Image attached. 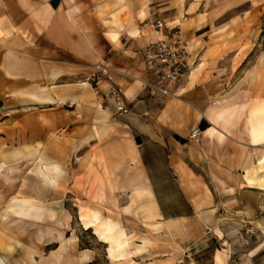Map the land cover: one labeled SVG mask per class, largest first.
Returning <instances> with one entry per match:
<instances>
[{
	"label": "rangeland",
	"instance_id": "obj_1",
	"mask_svg": "<svg viewBox=\"0 0 264 264\" xmlns=\"http://www.w3.org/2000/svg\"><path fill=\"white\" fill-rule=\"evenodd\" d=\"M139 4L147 13L155 9L164 19L165 38L181 28L182 39L191 52L181 82L186 81L190 70L206 66L205 60L200 59L205 46H212L214 55L219 56L233 50V78L225 83L223 68L229 64L214 63V81L209 79L208 84H203L209 92L205 96L206 107L239 93H247L249 106L264 99V0H139ZM3 56L4 49L0 48V211L15 217L10 205L24 199L35 208L24 230L6 229L0 219V258L4 264L49 261L61 243L47 245L36 239L37 228L47 226L56 233L64 232L71 258L75 259L84 249L90 250L92 258L86 264H145L150 260L162 264H207L212 251L230 248L235 260L264 245V235L258 229L264 221V206L260 205L255 217L249 211L247 221L239 218L244 203L251 210L257 201L264 204V183L254 177L263 173L257 164L264 154V145L241 152L247 161L245 173L232 177L222 171V144L219 149H212L204 143L202 154L188 162L194 173L187 177L204 188L196 190L199 204L204 206L197 220L159 223L155 217H141L136 210L142 206H132L137 201L135 195L129 200L126 192L105 189L109 180L95 165L93 123L97 115L83 111L79 101L70 105L79 94L70 102L64 99L63 90L70 82L86 81L90 88L98 87L87 81L89 70L81 79H62L55 78L47 65L26 63L21 64L24 70L17 73L13 70L15 64L5 62ZM258 68L261 74L256 79L254 70ZM9 69L16 74H10ZM41 90L50 92L54 102L38 103L31 93ZM78 91L81 93L84 88ZM247 115L248 110L241 118L244 128ZM202 122L208 124L206 120ZM231 152L239 155L237 149ZM45 163L59 167L56 185L43 175ZM206 184L216 189L214 208H207ZM240 186L246 190H240ZM94 215L98 217L97 225L87 228L84 220ZM136 216L143 218L144 223ZM103 225L125 230L123 240L129 250L125 259L111 251V238L100 239L96 228L106 232ZM213 225L218 237L213 235Z\"/></svg>",
	"mask_w": 264,
	"mask_h": 264
},
{
	"label": "crops",
	"instance_id": "obj_2",
	"mask_svg": "<svg viewBox=\"0 0 264 264\" xmlns=\"http://www.w3.org/2000/svg\"><path fill=\"white\" fill-rule=\"evenodd\" d=\"M116 1L60 0L53 7L51 0H0V48L4 49V61L14 63L17 73L24 70L21 64L36 63L40 67L47 65L55 78L72 80L83 78L82 74L99 62L122 71L96 88L81 81L70 82L63 90L66 102L79 94L70 105L79 101L83 111L97 115L93 123L95 165L109 180L105 189L126 192L129 200L135 195L137 201L132 206H142L136 210L141 217L146 214L145 206L153 201L157 213L154 219L159 223L195 221L204 209L196 190L204 188L187 177L194 173L188 162L202 154L204 138L202 135L193 139L190 134L203 120L208 122L204 132L213 127L205 116V96L209 92L203 84H208L209 79L214 81V63L229 64L223 68L225 83L233 78V50L219 56L214 55L212 46H205L200 59L205 60L206 66L197 67L194 78L187 74L173 97L151 93L142 85L150 78L144 50L151 42L165 38L163 27L154 24L160 15L151 8L142 19L139 0H124V8ZM110 84L120 85L125 111L118 110L116 99L107 93ZM82 88L84 91L79 93ZM231 131L219 126L215 141L206 144L212 149H219L222 144L223 174L234 177L245 173L247 161L241 152L262 144L252 142L243 120ZM137 137L141 143L136 142ZM234 149L239 151L238 156L231 152ZM205 189L207 208H214L216 189L208 184ZM241 189L246 190L240 186ZM260 205L264 206L257 201L251 210L244 203L239 218L247 221L249 211L255 217ZM139 216L136 217L140 223H144ZM255 220L259 223V219ZM260 223L258 229L264 235V221ZM214 226L211 230L218 237ZM232 255L230 248L212 251L207 264H264V245L242 259L233 260Z\"/></svg>",
	"mask_w": 264,
	"mask_h": 264
},
{
	"label": "bare ground",
	"instance_id": "obj_3",
	"mask_svg": "<svg viewBox=\"0 0 264 264\" xmlns=\"http://www.w3.org/2000/svg\"><path fill=\"white\" fill-rule=\"evenodd\" d=\"M149 1V0H145ZM117 4L120 8L126 7L124 0H117ZM139 16L142 19H145L147 12L144 8L139 10ZM179 22V16L176 17ZM11 69V68H10ZM8 70L10 74H16L11 70ZM189 74L194 78V70H190ZM259 68L255 72V77L258 79L260 77ZM84 81L82 84H85ZM31 95L38 101V103L48 104L53 103L55 98L47 90H41L39 93L32 92ZM248 110L247 122L245 125V132L250 136L252 142L257 144L264 145V99L256 101L255 103L249 106L247 93L234 94L228 98L218 100L216 103L211 104L206 109V119L213 125L210 129L204 132L202 130L204 143L208 141H215V136L217 135V128L222 127L228 132H232L231 129L235 126L242 118L243 112ZM217 137V136H216ZM258 168L263 169V173L258 176L255 175V179L259 183H264V154L258 160ZM60 169L56 165L45 163L42 169L43 175L47 181L53 185L58 183V173ZM139 193V191H137ZM11 211L15 217L10 216L8 213H3L0 211V219L3 221V225L6 229H19L24 230L25 224H27L28 216L34 211V205L28 200L17 201L14 200L10 205ZM145 212L148 217H155L157 213L155 212V204L153 201L149 203L148 206H145ZM98 217L96 215L92 216L88 220H84L85 226L87 228H92L97 225ZM33 224V223H32ZM106 228L107 231H100L96 228V231L99 234V237L103 241H107L108 238L113 240L111 251H117V255L125 259L128 255V249L124 245V236L126 235L123 228L116 229L113 225H103L101 226ZM36 239L39 242H46L47 245L54 243H61L60 249L56 251L49 261L45 264H86L90 262L92 255L91 251L84 249L81 253L75 258H71L68 255V242H65V236L63 231H57L50 227H38L36 231ZM70 242V241H69ZM0 264H4L3 260L0 258ZM145 264H162L155 260H150Z\"/></svg>",
	"mask_w": 264,
	"mask_h": 264
},
{
	"label": "built area",
	"instance_id": "obj_4",
	"mask_svg": "<svg viewBox=\"0 0 264 264\" xmlns=\"http://www.w3.org/2000/svg\"><path fill=\"white\" fill-rule=\"evenodd\" d=\"M154 24L158 28L165 25L162 18L155 20ZM172 37L161 38L151 42L144 50L147 62V72L149 80H144L143 87L149 89L151 93H158L161 96H174L180 81L186 74L189 65L190 51L182 39V31L177 27ZM114 73H123L115 70L105 62L93 64L86 76L90 84L100 86L104 80L112 79ZM107 93L116 99L118 110L125 111L126 106L122 102V90L119 84H110ZM202 134L200 126L192 129L190 137L198 139Z\"/></svg>",
	"mask_w": 264,
	"mask_h": 264
},
{
	"label": "water",
	"instance_id": "obj_5",
	"mask_svg": "<svg viewBox=\"0 0 264 264\" xmlns=\"http://www.w3.org/2000/svg\"><path fill=\"white\" fill-rule=\"evenodd\" d=\"M59 1H60V0H51V4H52V6H53V7H57L58 4H59ZM136 142H137V143H141V138H140V137H137V138H136Z\"/></svg>",
	"mask_w": 264,
	"mask_h": 264
},
{
	"label": "trees",
	"instance_id": "obj_6",
	"mask_svg": "<svg viewBox=\"0 0 264 264\" xmlns=\"http://www.w3.org/2000/svg\"><path fill=\"white\" fill-rule=\"evenodd\" d=\"M201 126H202V130L206 129L207 128L206 122H201Z\"/></svg>",
	"mask_w": 264,
	"mask_h": 264
}]
</instances>
